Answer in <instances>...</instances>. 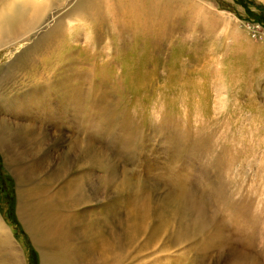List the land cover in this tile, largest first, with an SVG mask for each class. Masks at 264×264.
Here are the masks:
<instances>
[{
    "label": "rangeland",
    "instance_id": "obj_1",
    "mask_svg": "<svg viewBox=\"0 0 264 264\" xmlns=\"http://www.w3.org/2000/svg\"><path fill=\"white\" fill-rule=\"evenodd\" d=\"M75 1L29 0L28 12L50 7L55 20ZM154 2L170 12L159 46L138 40L128 52L81 20L69 26L82 30L64 33L47 59L37 42L46 30L0 50L1 73L35 43L22 76L8 93L0 86V130L17 123L6 106L16 96L22 124L40 133L31 145L15 142L12 155L19 167L40 164L34 184L18 180L0 149V238L7 235L22 264H41L19 217L22 191L36 186L76 214L74 225L91 222L82 239L91 252L118 240L119 264H264V0ZM104 49L102 58L90 55ZM42 74L53 77L49 91L35 86ZM191 200L205 225L195 223Z\"/></svg>",
    "mask_w": 264,
    "mask_h": 264
},
{
    "label": "bare ground",
    "instance_id": "obj_2",
    "mask_svg": "<svg viewBox=\"0 0 264 264\" xmlns=\"http://www.w3.org/2000/svg\"><path fill=\"white\" fill-rule=\"evenodd\" d=\"M28 1L29 0H5L0 6V50L3 48H9L11 45H14V43L19 44L20 42H22L24 38L26 37L28 38V36L32 32L38 33L39 31L43 32L46 30V32L43 33V35L41 36L40 39H38L37 42L44 44V48L41 50V52H42V56L46 57L47 59V56L50 53H47L46 51L52 49L53 46H56V50L58 52V48H59L58 43L60 42L59 38L64 33L67 34L74 30H82L79 24H77L75 28L70 27L69 25L71 21L80 22L81 20H83L85 22H88L87 24L88 27H90L94 31H100V30L105 31L104 29H106L108 32L105 31V35L107 34L110 35L112 37L111 38L112 42H114V44H116L117 46H119L120 44L123 48H125L126 51L128 50L133 51L134 50L133 47L136 45L138 40L144 43H146V41H150L151 44H156L159 46L166 40V36L168 33L167 19H168V14L170 12L167 11L166 9L164 10L160 9L162 11H159L158 8L156 7V2H154V0H76L74 3H68L66 7L62 9L61 17L60 18L55 17V20L53 15L51 19L49 20L47 19L46 13L50 9V7L44 10L42 5L36 4L33 7L32 11L28 12L29 11L28 8L30 6V4H28ZM164 1L165 0H160L161 6L168 5L165 4ZM49 22H52V26L48 27L47 29V26H49L48 25ZM97 37L98 38L95 41V43L99 44L102 41L100 38L104 39V36L97 34ZM34 45L35 43L32 44V46L25 51L26 55L33 49ZM93 46L94 45H90L89 48L90 47L93 48ZM95 52L96 51L90 53V55L92 57L98 56L99 58H102L103 56H106L108 53H110V52H106L105 49L104 51L103 50L99 51V53H95ZM25 54L22 55V53H20L7 67H4V69L1 71L0 86L1 89L2 88L4 89V90L2 89L3 92L8 93L6 90L10 89L11 83H13L12 81L15 79L16 74L21 72L20 75L22 76V68H24V66L26 67V65L30 66L29 62L27 63L26 61H24L23 56ZM46 59L38 60L40 66L44 65L43 70L46 67V62H45ZM57 61L60 62V58H58ZM39 74L40 72H38V76H40ZM79 75L80 74H75L74 81L78 82L83 78L84 80H86L87 78L86 75H84L86 77H81V78H79ZM51 78L53 77L45 76L44 74H42L41 78L37 77L36 79L37 80L36 82H38L39 84L35 85V82L33 83L30 82L29 85H27V87H32L34 85L36 87H41L43 85L42 89L44 90L46 88V85H44L45 80ZM53 82H55V80ZM12 85H15L14 89H17V91L23 88L22 87L23 85L20 82L14 83ZM47 91L49 90L47 89ZM13 98L14 101H12L11 99L9 100L7 98L6 101L8 102H6L5 99L2 100L7 103L6 105L7 108L13 111L12 116L14 118H17V123H13L14 124L13 127L11 126L10 128L6 127L9 128V130H7L6 128H4L6 131L4 129L0 130V149L7 151L8 154L10 155L8 160L12 165L15 166L13 170H16V174L18 173V177H19L18 180L22 182V184H26V183L34 184V182L38 180L40 172L41 171L43 172V170H41L40 164L34 162L33 164L30 165L25 164V166L19 167V162L17 163L16 161L18 160L19 157H15L16 160H14L12 158V155L16 153V151L14 150L15 142H17V144H19L20 147L22 146L25 147L28 143H30L31 145V143L37 141L38 139L37 137L40 135V133L38 131V128H36L34 124L29 127L27 125L26 127L25 124H22V116L18 114V112L22 110L19 109L20 108L19 106L21 104L20 102H22L20 100L22 99L18 100L19 97L17 98L16 96H14ZM0 124L2 123L0 122ZM34 145L35 144H33L32 147L33 150L35 147ZM31 154L37 155L35 151H33ZM59 174L58 172H56L55 176L52 177L55 178L57 177V175L59 176ZM79 181L82 182L81 179ZM79 183L75 182V184L77 185ZM71 185H70L71 187H76V185L75 186L73 184ZM82 185L83 184H81V186ZM39 187L37 188L36 186V188L22 191L20 196L19 217L23 221L24 226L26 227V230L30 235L34 245L40 252L41 264H119L120 263L119 259L117 258L118 255L117 251L119 247L118 240L115 241L114 239V241L111 242L110 240L105 241L103 238V242L105 241L103 250L100 251L99 253L91 252L87 247L82 245V241H85L82 239L87 238L90 234V231H92L91 222L90 224L86 223L85 225L84 224L74 225L73 223L74 221L72 222V219L74 216H76V214L73 217H71V213H68L70 214V216L64 214L62 210L58 209L60 208L59 202H58L59 206H54L50 203L49 200L50 197L47 195L48 192L46 191L47 189L45 190ZM81 188H84V186ZM79 191L81 190L78 189L77 192L80 193ZM50 193L52 194V192ZM60 194L63 195V193ZM83 194H85V192ZM26 198L29 199L28 202H25ZM51 199H53V196ZM79 200L80 199L77 198V201ZM189 207L192 208V210H194L196 214V217H194L196 221L195 223L201 226L205 225L207 222H205L206 218L204 219L205 220L204 221L200 216L201 213L200 205L197 202L191 200L189 202ZM76 223L79 222L77 221ZM0 224H2L1 220H0ZM80 230L82 232H80ZM0 240H1L0 252H2V254L1 253L0 254L8 258V260H6L5 262L7 264H22L21 263L22 260H20V256L18 252L10 246V241L7 235L3 234ZM97 247L98 245L96 246V248Z\"/></svg>",
    "mask_w": 264,
    "mask_h": 264
}]
</instances>
